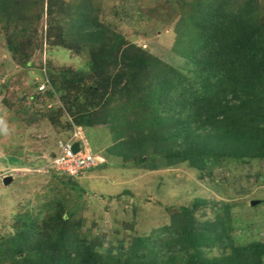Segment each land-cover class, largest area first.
<instances>
[{"label": "trees", "instance_id": "1", "mask_svg": "<svg viewBox=\"0 0 264 264\" xmlns=\"http://www.w3.org/2000/svg\"><path fill=\"white\" fill-rule=\"evenodd\" d=\"M47 1L45 9L43 0H0L9 50L30 66L29 54L25 59L18 47H27L23 38L29 35L35 41L46 14L49 43L88 57L85 68L64 69L39 93H61L76 125L106 126L115 143L109 155L151 170L188 162L203 173L223 165L222 158H264V1L184 0L173 48L188 68L127 41L96 0ZM157 154L164 163L156 162ZM105 162L59 177L82 189L79 179ZM203 202L181 206L169 224L127 247L122 240L107 247L99 237L89 240L74 219L79 206H62L44 226L27 223L0 236V264H264V242L236 245L220 211L214 225L199 226ZM212 249L220 255L209 257Z\"/></svg>", "mask_w": 264, "mask_h": 264}, {"label": "rangeland", "instance_id": "2", "mask_svg": "<svg viewBox=\"0 0 264 264\" xmlns=\"http://www.w3.org/2000/svg\"><path fill=\"white\" fill-rule=\"evenodd\" d=\"M43 1L46 9L48 1ZM96 1L103 8L106 22L127 41L146 46L175 66L188 68L186 59L175 54L173 48L174 26L183 12L184 0ZM127 11L130 13L125 14ZM47 21L45 14L35 41L30 43L31 35L22 37L27 47H18L25 59L29 54L30 66L10 52L7 27L0 23V236L14 234L27 223L44 226L62 206L63 211L79 206L74 219L81 222L89 240L99 237L104 247L122 240L127 247L134 237L169 224L181 206L204 201L206 210L200 205L196 212L199 226L214 225L215 211H220L228 219L224 227L236 245L264 242V158H222L223 165L209 166L204 173L188 162L151 170L142 162L134 164L109 155L115 143L109 129L99 125L83 128L93 153H99L106 162L79 179L82 189L59 177L64 174L47 171L44 160L56 149L59 135L69 131L73 115L61 93L55 92L50 98L39 93L34 84L46 76L52 82V76L64 69H83L89 60L51 45ZM37 43L42 46L35 48ZM48 60L50 67L46 65ZM50 87L55 89L52 83ZM11 157L22 163H13ZM155 160L164 163L160 154ZM7 177L11 180L5 183ZM254 200L258 201L255 205ZM226 205L229 209L224 210ZM208 255L218 256L220 251L212 249Z\"/></svg>", "mask_w": 264, "mask_h": 264}, {"label": "built area", "instance_id": "3", "mask_svg": "<svg viewBox=\"0 0 264 264\" xmlns=\"http://www.w3.org/2000/svg\"><path fill=\"white\" fill-rule=\"evenodd\" d=\"M46 84L39 86L40 90H44ZM80 141L79 149L74 151L73 145ZM102 158L93 154L88 140L82 135L81 131L74 133L58 141V151L55 156L47 164V171H56L66 175H77L86 169L98 165Z\"/></svg>", "mask_w": 264, "mask_h": 264}, {"label": "clouds", "instance_id": "4", "mask_svg": "<svg viewBox=\"0 0 264 264\" xmlns=\"http://www.w3.org/2000/svg\"><path fill=\"white\" fill-rule=\"evenodd\" d=\"M38 82H39L38 87H37L38 92H44V91L47 89L48 85L50 84L48 76H46V78H43V77H42V79L39 80ZM38 82H37V83H38ZM42 83H45V84H46V88H45L44 90H40V89H39V86H40V84H42ZM70 124L72 125V127L69 128V131H67V133H64L63 135H61V137L59 138V140L65 138V137H69V136H71V135L74 133V131H78V130L81 131L82 135H84V137L88 140V137H87V134H86V132H85V129H84L82 126L76 125V124L74 123V120H73V119L70 120ZM59 140H58V141H59ZM58 141H57L56 149L49 153L50 155H49L48 158H45V159H46V160H45V161H46V165L52 160V158L55 156V153L58 151ZM88 142H89V141H88ZM76 143H77L78 146H79L80 141H77ZM76 143H74V144H76ZM89 145H90V143H89ZM73 146H74V145H73ZM90 147H91V145H90ZM91 150H92V148H91ZM92 152H93V150H92ZM93 154H94V153H93ZM94 155L101 157V155H99V153H98V154L96 153V154H94ZM101 158H102V157H101ZM103 161H105L104 158L102 159V161H100V163L103 162ZM100 163H98V165H99ZM52 172H53V171L51 170L50 173H52ZM55 172H56V171H55ZM59 174H63V173H59Z\"/></svg>", "mask_w": 264, "mask_h": 264}, {"label": "water", "instance_id": "5", "mask_svg": "<svg viewBox=\"0 0 264 264\" xmlns=\"http://www.w3.org/2000/svg\"><path fill=\"white\" fill-rule=\"evenodd\" d=\"M73 149H74V151H77V150L79 149V146H78L77 143L74 144ZM10 180H11V177H7V178H5V183L9 182ZM257 203H258V201H257V200H254L252 204L255 205V204H257Z\"/></svg>", "mask_w": 264, "mask_h": 264}]
</instances>
